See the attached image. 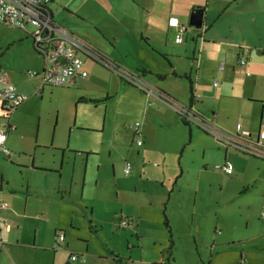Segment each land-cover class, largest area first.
I'll use <instances>...</instances> for the list:
<instances>
[{"label":"rangeland","instance_id":"rangeland-1","mask_svg":"<svg viewBox=\"0 0 264 264\" xmlns=\"http://www.w3.org/2000/svg\"><path fill=\"white\" fill-rule=\"evenodd\" d=\"M99 71L82 91L75 85L47 84L46 91L19 114V122L32 128L42 120L40 142L46 144L38 145L34 154L38 162L57 167L39 174L30 171L24 180H29L32 190L40 182L56 187L59 183L66 190L63 207L50 206L46 220L37 224L43 248L34 247L35 230L20 233L18 238L26 242L31 238L34 246L18 249L19 263L62 264L65 253L61 250L77 238V243L90 249L122 247L136 261L151 254L156 264H165L172 249V258L182 264H244L245 255L255 250V230L264 225V157L216 139L196 124L197 119L190 126L181 121L176 126L166 116V123L143 146L149 149L146 158H139L137 151L143 147L133 138L135 124L141 123L140 95L128 86L119 87L116 73L111 77ZM261 73L258 83L245 86V93L264 99V65ZM160 83L178 87L169 81ZM106 89L112 94L106 103L79 102L98 92L106 97ZM207 91L212 92L208 84ZM150 102L169 106L158 96ZM218 102L221 119L228 115L224 131L236 134V120L247 117L250 130L245 137L256 142L264 130L262 104L238 95L218 98ZM11 159L7 169L19 174L18 155ZM226 159L233 165L231 175L217 167ZM127 160L132 163L129 175L124 171ZM164 210L171 233L164 224ZM127 215L135 218L134 226L120 225ZM63 231L66 241L59 240ZM136 231L140 248H129ZM1 264L13 263L7 256Z\"/></svg>","mask_w":264,"mask_h":264},{"label":"crops","instance_id":"crops-1","mask_svg":"<svg viewBox=\"0 0 264 264\" xmlns=\"http://www.w3.org/2000/svg\"><path fill=\"white\" fill-rule=\"evenodd\" d=\"M48 6L55 22L85 41L95 53V57L82 53L88 75L79 77L70 86L75 85L82 91V86L88 87L101 69L111 77L116 73V77H120L119 87L128 86L139 93V131L143 137V142L139 145L141 147L148 143L154 131L166 123V116L168 122L176 126L182 120L170 106L160 102L150 105L153 95L144 91L140 85L126 83L123 77L135 84L138 82L147 89L149 84L154 85L160 90L157 94L193 107L192 117L200 116L207 120L211 118L210 121L213 124L215 122L214 126L223 132L228 129V115L226 120L221 119L223 109L218 98L242 96L261 103L262 113L264 112V99L259 95L245 93V86H254L262 76L264 0H51ZM198 7L204 9V22L202 27L191 29L190 16L194 8ZM171 17H177L179 23L187 27L181 43H177L175 39L177 28L169 24ZM240 56L248 58L246 64L237 63ZM99 60H104L102 67L96 62ZM221 62L225 63L223 69H220ZM0 66L9 73L17 90L30 97L8 117L0 102V131H6L5 145L8 148V152L0 149V200L7 203L6 210L0 207V264L7 256L13 264H20L18 249L27 251L34 246L31 245V238L28 242L18 238L20 233L23 234L26 229L30 232L35 230L34 247L43 248L38 242L37 224L46 220L52 208L50 206L63 207L66 190L59 183L56 187L48 182H40L32 190L29 180H24V176H28L30 171L32 174H39L37 172H43L46 168H57L38 162L36 153L34 154L38 145L46 144L40 142L42 120L39 119L37 128L19 122V114L39 98L40 92L46 91L47 85L43 84L42 77L45 70L44 58L35 50L28 32L0 25ZM142 68L148 72L143 74L139 70ZM157 75L164 77L159 78ZM189 80L193 83V101ZM161 81H169L178 87H164ZM207 84L212 87L210 93L207 91ZM106 91V97L98 92L79 102L91 99L95 103H106L109 95H112L109 89ZM236 121V134L247 135L250 130L247 117ZM52 143L54 144V138ZM229 150L227 146L225 158H228ZM148 151L143 147L137 151V156L146 158ZM13 155H18L15 162L19 174L16 175L7 169ZM131 218L133 222L130 225L134 226L135 218ZM5 220L9 221V225ZM258 228L253 238L255 250L250 251L249 256L245 255L244 264H264V225ZM136 232L139 234V231ZM66 233L63 231L62 241L68 240ZM76 241L77 238H71L65 249L61 250V253H65L62 264H146L144 259L152 264L158 262L151 254L136 261L122 247L109 245L90 249V245L82 246ZM133 242L129 243V248ZM113 254L121 256L125 263L116 261ZM73 255L78 256L76 260H72ZM174 261V264H182Z\"/></svg>","mask_w":264,"mask_h":264},{"label":"built area","instance_id":"built-area-1","mask_svg":"<svg viewBox=\"0 0 264 264\" xmlns=\"http://www.w3.org/2000/svg\"><path fill=\"white\" fill-rule=\"evenodd\" d=\"M50 2L51 0H0V25L25 30L32 36L33 43L39 47V52L45 61V70L42 74L43 84L69 86L75 83L79 77H87L88 75L87 70L84 68L82 53L94 57L95 53L85 41L55 22L48 6ZM169 24L177 28L175 39L177 43H181L187 27L181 25L177 17L169 18ZM247 60L248 58L240 56L237 63L244 65L247 63ZM224 66L225 63L221 62L220 69H223ZM139 85L144 91L149 92L153 96H158L177 113L194 122V117L188 115V108L186 106L165 95L156 94L150 87L147 89L142 84L139 83ZM28 97L27 94L17 90L10 79L9 73L0 66V102L3 111L5 110L4 112L6 113L12 112V110L22 104ZM196 124L213 134L219 140L233 144L245 152H251L252 154L264 157V130L259 132L258 140L253 143L240 133L231 135L217 129L210 120L201 119ZM238 129L240 130V125H238ZM134 130V141L140 145L143 142V137L139 131V123L135 124ZM5 140L6 131H0V149L8 152ZM217 167L227 175L233 173V165L229 160H225ZM131 168V163L126 162L124 167L125 173L129 174ZM0 207L6 210L7 203L0 200ZM1 222L0 220V225ZM5 222L9 225L8 220H5ZM130 223L128 219H123L120 225L127 226ZM63 239V233L59 234V240ZM77 257V255H73L72 260H76ZM146 264L152 263L147 262Z\"/></svg>","mask_w":264,"mask_h":264},{"label":"trees","instance_id":"trees-1","mask_svg":"<svg viewBox=\"0 0 264 264\" xmlns=\"http://www.w3.org/2000/svg\"><path fill=\"white\" fill-rule=\"evenodd\" d=\"M197 9H201V7H198V8H194V10H193V12L195 11V10H197ZM31 38H32V36H31ZM33 46H34V48H35V50L40 54V52H39V47L35 44V43H33ZM100 62H102L101 60H99ZM143 74H145L146 72H148L145 68H142V69H139ZM157 77H159V78H162V77H164V76H162V75H157ZM185 77H187L186 75H185ZM188 78V77H187ZM126 83H129V84H133V85H136V86H138V84H135V83H133V82H131V81H129V80H127L126 78H122ZM189 82H190V93H191V101H193V95H194V90H193V83L189 80ZM81 100H84L83 98H81ZM21 105V104H20ZM19 105V106H20ZM19 106H17L16 108H18ZM15 108V109H16ZM14 109V110H15ZM5 111V110H4ZM5 114H6V117H8L9 116V114L11 113V111L10 112H8V113H6V112H4ZM178 115L180 116V118H181V120H182V122L185 124V125H187V126H190V120L189 121H187L185 118H184V116L183 115H181V114H179L178 113ZM201 129H203L202 127H200ZM204 130V129H203ZM205 132H207L206 130H204ZM208 133V132H207ZM229 146V145H228ZM237 147V146H236ZM244 153H246V152H244ZM163 214H164V224H165V226L167 227V229L169 230V232L171 233V227H170V224H169V220H168V217H167V215H166V213H165V210H164V212H163ZM123 219H128V221L129 222H131L130 224H132V222H133V219L130 217V216H128V217H122L121 218V220H123ZM129 224V225H130ZM55 235L57 236V231L55 232ZM59 236V235H58ZM134 237V242H133V244H132V247H138V248H140V238H141V236L136 232V234L133 236ZM172 254H173V251H172V249H170L169 251H168V258H167V260H165V264H174V259L172 258ZM113 257L116 259V261H118V262H121V263H125V260L121 257V256H119V255H117V254H113ZM172 258V259H171Z\"/></svg>","mask_w":264,"mask_h":264},{"label":"water","instance_id":"water-1","mask_svg":"<svg viewBox=\"0 0 264 264\" xmlns=\"http://www.w3.org/2000/svg\"><path fill=\"white\" fill-rule=\"evenodd\" d=\"M203 22H204V9L203 8L197 9L194 12H192V14L190 16V20H189V26L190 27L200 28V27H202ZM149 85H150V88L153 89L156 94H157V92H160V90L158 88H156L154 85H151V84H149ZM186 107L188 108V115L192 117V114L194 112L191 109L193 107H191V106H186ZM199 117L196 116L194 118H196L198 120L205 119V118H201V117L199 118Z\"/></svg>","mask_w":264,"mask_h":264}]
</instances>
